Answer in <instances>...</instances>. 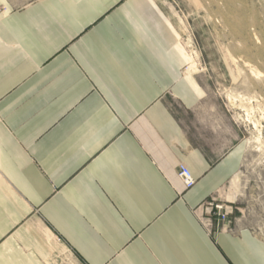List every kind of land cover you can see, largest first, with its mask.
Instances as JSON below:
<instances>
[{
    "label": "crops",
    "instance_id": "crops-1",
    "mask_svg": "<svg viewBox=\"0 0 264 264\" xmlns=\"http://www.w3.org/2000/svg\"><path fill=\"white\" fill-rule=\"evenodd\" d=\"M0 6V264H264V239L231 214L230 230L203 223L244 150L185 73L169 12Z\"/></svg>",
    "mask_w": 264,
    "mask_h": 264
},
{
    "label": "rangeland",
    "instance_id": "rangeland-1",
    "mask_svg": "<svg viewBox=\"0 0 264 264\" xmlns=\"http://www.w3.org/2000/svg\"><path fill=\"white\" fill-rule=\"evenodd\" d=\"M151 2L173 16L185 73L231 118L243 144L238 174L202 210L231 207L232 221L264 239V0Z\"/></svg>",
    "mask_w": 264,
    "mask_h": 264
},
{
    "label": "built area",
    "instance_id": "built-area-1",
    "mask_svg": "<svg viewBox=\"0 0 264 264\" xmlns=\"http://www.w3.org/2000/svg\"><path fill=\"white\" fill-rule=\"evenodd\" d=\"M7 12L6 8L0 6V17ZM178 179L181 181L185 189H191L195 185V179L183 164L178 166ZM208 217L203 219V223L207 229H211L213 221H215L216 228L223 230H230L229 228V215L231 214L226 210L225 206L214 205L207 212Z\"/></svg>",
    "mask_w": 264,
    "mask_h": 264
},
{
    "label": "bare ground",
    "instance_id": "bare-ground-1",
    "mask_svg": "<svg viewBox=\"0 0 264 264\" xmlns=\"http://www.w3.org/2000/svg\"><path fill=\"white\" fill-rule=\"evenodd\" d=\"M189 68H186V70H188ZM232 102V100H230Z\"/></svg>",
    "mask_w": 264,
    "mask_h": 264
}]
</instances>
